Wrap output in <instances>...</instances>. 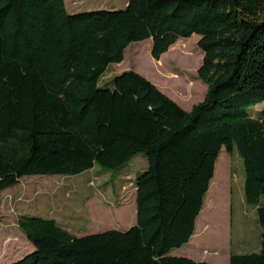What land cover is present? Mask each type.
Here are the masks:
<instances>
[{
    "label": "trees",
    "instance_id": "16d2710c",
    "mask_svg": "<svg viewBox=\"0 0 264 264\" xmlns=\"http://www.w3.org/2000/svg\"><path fill=\"white\" fill-rule=\"evenodd\" d=\"M194 35L209 90L190 112L136 72L100 86L132 44L151 41L159 62ZM262 104L264 0H129L78 15L65 0H0V198L25 177L117 171L140 154L149 163L135 226L77 237L22 217L35 252L14 264H208L170 255L196 235L224 149L244 161L263 229L261 251L230 264H264V109L251 112Z\"/></svg>",
    "mask_w": 264,
    "mask_h": 264
},
{
    "label": "rangeland",
    "instance_id": "374dc122",
    "mask_svg": "<svg viewBox=\"0 0 264 264\" xmlns=\"http://www.w3.org/2000/svg\"><path fill=\"white\" fill-rule=\"evenodd\" d=\"M65 2L69 14L78 15L121 11L129 0ZM200 40L198 35L181 39L159 62L151 56V41L132 44L126 51L124 62L110 66L100 86L112 87L115 77L129 71L136 72L190 112L204 102L209 90L198 77L204 59L198 47ZM263 109L264 104L259 105L251 111L252 116H258ZM148 167L146 155L140 154L117 171L95 167L72 177L33 176L21 179L0 198V264L17 263L35 252L19 228L22 217L56 220L62 229L77 237L129 230L137 222L136 181ZM213 183L215 188L212 192ZM245 185L244 161L237 150L229 154L224 149L197 222L194 242L175 250L170 256L186 258L191 254L196 260L204 259L202 263L230 264L232 254L259 253L263 229L257 208L246 202Z\"/></svg>",
    "mask_w": 264,
    "mask_h": 264
},
{
    "label": "crops",
    "instance_id": "0c3cea01",
    "mask_svg": "<svg viewBox=\"0 0 264 264\" xmlns=\"http://www.w3.org/2000/svg\"><path fill=\"white\" fill-rule=\"evenodd\" d=\"M193 242H194V239H192L191 243H193ZM205 249H207V248H205ZM211 250H212V249H211ZM172 254H173V253H172ZM185 257H186V258L189 257L188 259H191V260H193V261H195V262L200 261L199 263H202L201 261L204 260V259H202V258H201V260H196L191 254H187ZM205 260H207V259H205ZM203 263H207V262H203ZM208 264H211V263H208Z\"/></svg>",
    "mask_w": 264,
    "mask_h": 264
}]
</instances>
